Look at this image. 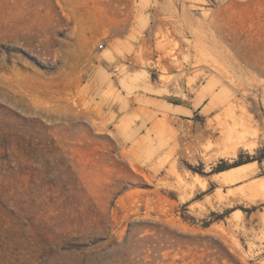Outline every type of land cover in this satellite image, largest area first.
I'll return each instance as SVG.
<instances>
[{
    "label": "rangeland",
    "instance_id": "rangeland-1",
    "mask_svg": "<svg viewBox=\"0 0 264 264\" xmlns=\"http://www.w3.org/2000/svg\"><path fill=\"white\" fill-rule=\"evenodd\" d=\"M258 177L264 0H0V264H264Z\"/></svg>",
    "mask_w": 264,
    "mask_h": 264
},
{
    "label": "bare ground",
    "instance_id": "bare-ground-1",
    "mask_svg": "<svg viewBox=\"0 0 264 264\" xmlns=\"http://www.w3.org/2000/svg\"><path fill=\"white\" fill-rule=\"evenodd\" d=\"M254 148H255V146L249 147L250 151L254 150ZM238 150H239V148L235 147V150L233 152L234 155L238 152ZM256 168H257L256 162L252 163L251 165L246 164V165H242V166H236V167L230 168L228 170L212 174L211 179L216 180V181H223L226 183L227 182L234 183V182H237L239 180H242V179L249 177ZM182 180L185 181L186 184L192 185V187L199 184L202 189H205L208 185V179L206 177L202 176L201 174H199L197 172H192L191 170H188V174L185 177H183ZM247 187L249 189V190H247V192L250 191V194L248 192L247 194H249V197L247 199H244L246 203L253 202L254 200H256V197L258 195L263 196V198L259 197L260 199H264V177L254 178L253 180H251L249 182ZM245 197H246V195H245ZM242 214H243V211H240V213H237L235 215L240 216Z\"/></svg>",
    "mask_w": 264,
    "mask_h": 264
},
{
    "label": "crops",
    "instance_id": "crops-1",
    "mask_svg": "<svg viewBox=\"0 0 264 264\" xmlns=\"http://www.w3.org/2000/svg\"><path fill=\"white\" fill-rule=\"evenodd\" d=\"M169 104H170V105H169L168 108L173 107V105H175V106H180V107H182V108H185V107H186V106H184L183 104H179V103H173V104L169 103Z\"/></svg>",
    "mask_w": 264,
    "mask_h": 264
},
{
    "label": "built area",
    "instance_id": "built-area-1",
    "mask_svg": "<svg viewBox=\"0 0 264 264\" xmlns=\"http://www.w3.org/2000/svg\"><path fill=\"white\" fill-rule=\"evenodd\" d=\"M101 47H103V44L101 45Z\"/></svg>",
    "mask_w": 264,
    "mask_h": 264
}]
</instances>
